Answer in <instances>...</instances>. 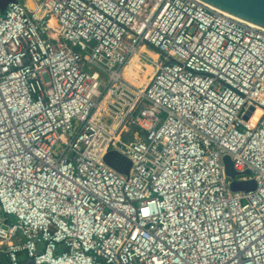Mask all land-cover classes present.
<instances>
[{
    "label": "built area",
    "instance_id": "2783aa9c",
    "mask_svg": "<svg viewBox=\"0 0 264 264\" xmlns=\"http://www.w3.org/2000/svg\"><path fill=\"white\" fill-rule=\"evenodd\" d=\"M0 212V264H264V27L202 0L0 6Z\"/></svg>",
    "mask_w": 264,
    "mask_h": 264
},
{
    "label": "water",
    "instance_id": "95a60500",
    "mask_svg": "<svg viewBox=\"0 0 264 264\" xmlns=\"http://www.w3.org/2000/svg\"><path fill=\"white\" fill-rule=\"evenodd\" d=\"M10 0H0V6L5 9L7 2ZM207 4H210L216 8L233 14L237 17L243 18L249 22L264 27V0H202ZM247 117V116H246ZM117 157L118 164H113L120 172L130 175V168L132 162L130 159L119 155L116 151H109L105 158L109 163H113V158ZM225 167L227 174L232 178H235L236 170L234 168L233 161L229 156H225ZM257 182L255 179L238 180L234 179L231 183L233 190H245L250 191L255 189Z\"/></svg>",
    "mask_w": 264,
    "mask_h": 264
},
{
    "label": "rangeland",
    "instance_id": "374dc122",
    "mask_svg": "<svg viewBox=\"0 0 264 264\" xmlns=\"http://www.w3.org/2000/svg\"><path fill=\"white\" fill-rule=\"evenodd\" d=\"M147 53H148V55H150L151 57H155V55H157V50L156 49H154V48H147ZM151 66L149 65V68H150ZM153 68V67H152ZM147 72V71H146ZM131 73H132V71H131ZM137 81V80H136ZM0 214H1V212H0ZM11 219L12 220H16V217L14 216V215H11Z\"/></svg>",
    "mask_w": 264,
    "mask_h": 264
},
{
    "label": "bare ground",
    "instance_id": "6f19581e",
    "mask_svg": "<svg viewBox=\"0 0 264 264\" xmlns=\"http://www.w3.org/2000/svg\"><path fill=\"white\" fill-rule=\"evenodd\" d=\"M207 5H208L209 7H211V8L219 9V8H216V7L212 6V5H210V4H207ZM219 10H221V9H219ZM225 13L228 14V15H230V16H232V17H234V18H236V19H238V20H241V21H243V22H248V23H250V24H253V25L258 26L257 24H254V23H252V22H249V21H247V20H245V19H243V18L237 17V16H235V15H233V14H230V13H228V12H226V11H225Z\"/></svg>",
    "mask_w": 264,
    "mask_h": 264
}]
</instances>
